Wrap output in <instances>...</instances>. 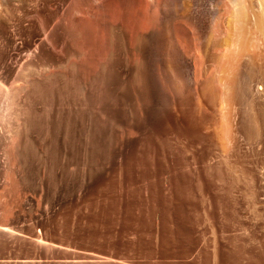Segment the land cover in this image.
<instances>
[{
	"label": "rangeland",
	"instance_id": "rangeland-1",
	"mask_svg": "<svg viewBox=\"0 0 264 264\" xmlns=\"http://www.w3.org/2000/svg\"><path fill=\"white\" fill-rule=\"evenodd\" d=\"M220 1L161 0L157 19L165 50L139 49L144 43L135 50H106L93 27L86 49L60 50V59L71 58L62 75L68 88L79 89L77 107L80 96L93 106H87L92 110L87 109L91 116L83 122L86 134L76 118L74 138L80 144L71 152L61 133V169L53 179L47 177V146L38 151L44 164L37 166L20 162L16 148L7 159L0 144V224L13 234L0 232V264H264V100L244 101L239 115L217 114L216 131L215 126L203 133L172 127L183 122L172 109L175 102L188 101L190 111H198L201 102L184 50L175 45V35L186 33L174 19L178 16L193 31L196 5L208 14ZM88 2L0 0V82L22 84L24 68L29 69L26 81L36 77L34 48L41 34H28L26 27L69 20ZM94 11L96 18L102 15L99 8ZM204 22L206 31L209 21ZM222 25V42L237 44L264 79V39L253 29L248 34L250 24L234 28L230 15ZM116 53L124 62L116 69L127 77L143 71L137 65L151 66L153 59L150 80L106 85L99 75ZM227 72L224 66L222 80ZM161 101L168 107L162 108ZM194 101L198 107L193 108ZM241 118L249 126L240 128ZM93 133L95 160L90 161L91 147L83 144Z\"/></svg>",
	"mask_w": 264,
	"mask_h": 264
},
{
	"label": "bare ground",
	"instance_id": "bare-ground-1",
	"mask_svg": "<svg viewBox=\"0 0 264 264\" xmlns=\"http://www.w3.org/2000/svg\"><path fill=\"white\" fill-rule=\"evenodd\" d=\"M160 4L161 0H89L86 9L79 10L77 8V10H73L69 20L51 19L47 22L36 23L35 26L30 25L24 29L28 34L37 30L41 34V40L34 48L37 54L34 57L36 66L32 73L36 77L31 81H26L29 69L24 68L19 74L22 84L15 86L13 81L9 85L5 81L0 82V144L4 147L7 159L15 152L14 148H16L18 149L17 154L14 153V155L17 156L16 158L20 162L29 164L34 161L37 166H41L44 162L38 156V151L43 153L44 151L40 150H44L47 146L46 156L48 155L50 159L49 167L46 169L47 177L50 179L55 177V171L59 167V160L57 159L59 137L62 133L65 146L74 149L75 144L79 143V140L77 142L74 138L76 118L80 120V132L86 134V127H83V122L89 113L87 106L91 103L87 96H85L86 98L80 96V98L82 97V106L80 104L81 107H77L76 102L79 99L75 101V92L79 89L75 91L68 88L66 80H64L65 77L62 75L71 62V58L60 59V50L65 48L68 50L86 49V44L89 45L87 42L91 27L101 34V43L104 44L106 50H126L127 46L133 50L136 45L139 46V43H144V46L141 44L143 48H139L142 50H165L162 48L165 42L157 19ZM98 8L102 15H98L99 18H96L94 10ZM201 8L200 4L196 5L198 26L193 31L178 16H176L177 20L174 19V21H177V25L176 23L174 25H180L184 29L186 37L184 35V38L178 37L175 35L176 31H174L175 37H172L175 38L177 44L173 43L178 47L177 50H184L182 53H184L183 56L187 61V68L192 73V81L195 87L199 85L197 90L200 89L198 92L201 98V102L200 100L197 102L199 104L195 102L196 99L194 101L195 106L193 108L199 105L198 111L196 110L197 113L186 109L189 103L186 100L182 103L175 102L172 105V109L181 115L183 121L181 125L173 123L172 127L181 128L185 132L191 130L203 133L210 131L214 126L215 130H213L216 131L218 126L215 125V117L217 114L220 118L230 117L236 113L239 115V108L244 106V101L251 104L252 102L264 100V79L260 71L253 66L251 57L245 52H241L242 50L238 49L237 44L222 42L223 37L226 35L222 20L227 15H230L233 26L237 30L240 31L246 24H250L248 34L253 29L255 33H258L264 39V0H255L254 2L250 0H224L217 2L213 11L206 12L208 14H205V11L203 12ZM254 8H256V11L253 10ZM48 11H51L50 8H48ZM113 12H116L115 15L117 16L112 18L111 14ZM256 12L257 14H255ZM205 20L209 21L206 31L202 27ZM176 26H174L175 30H177ZM173 43L170 41L172 46H174ZM119 55L120 53H116L113 59L109 58L108 65L106 63L99 75L106 85H123L127 82L135 83L146 79L148 81L151 77L150 69H152L151 66L154 63L153 59L150 58L153 61H150L152 62L151 66L147 64L143 66L144 63L142 66L137 65V69L143 68V71H137L127 77L124 76L126 73L121 74L117 71L119 65L123 62ZM29 58H31V55L25 57L26 60ZM213 58H216V60L214 61ZM181 59L183 62V58ZM184 66L186 69V65ZM224 66L228 67V72L225 79L222 80L220 73ZM144 69H146L145 72ZM45 71L48 73L45 74ZM0 73L2 74L1 70ZM210 84L214 88L210 87ZM229 87L231 90H229ZM212 89H215V91ZM197 90L196 88L193 89L195 93ZM213 92H216L217 100L220 98L218 102L215 100L216 97ZM223 94L228 95V97ZM224 96L226 99H224ZM167 107L168 104H162V108ZM90 109L88 110L90 111ZM161 110V112H165L163 109ZM89 115L91 116L90 113ZM240 123V128H245V125L249 126V124H243V119ZM84 143L83 145L91 147L90 161H93L94 133ZM76 147H78V144ZM76 149L71 150V152H76ZM14 155L12 156L15 157ZM59 168L61 169V167ZM64 169L67 171L70 168L65 167ZM0 232L13 235L12 231L2 224H0ZM37 243L43 244L40 238L37 239Z\"/></svg>",
	"mask_w": 264,
	"mask_h": 264
}]
</instances>
